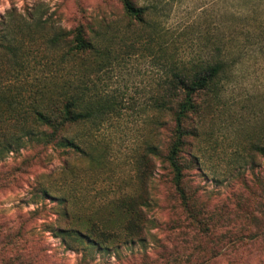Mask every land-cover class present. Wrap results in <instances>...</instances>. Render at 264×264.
Masks as SVG:
<instances>
[{"label":"rangeland","instance_id":"1","mask_svg":"<svg viewBox=\"0 0 264 264\" xmlns=\"http://www.w3.org/2000/svg\"><path fill=\"white\" fill-rule=\"evenodd\" d=\"M132 1L145 23L121 0H0V29L6 11L17 13L8 32L22 42V83L55 69L50 27L90 23L99 51L69 70L90 103L111 107L101 123L71 127L78 149L30 143L0 155V264H264V156L249 158L253 142L264 145V0ZM215 44L232 71L218 109L185 118L182 199L167 161L173 121L153 103L172 58ZM128 194L141 196V241L66 245L60 229L124 225Z\"/></svg>","mask_w":264,"mask_h":264},{"label":"trees","instance_id":"2","mask_svg":"<svg viewBox=\"0 0 264 264\" xmlns=\"http://www.w3.org/2000/svg\"><path fill=\"white\" fill-rule=\"evenodd\" d=\"M121 2L128 17L137 23L146 22L145 6H137L132 0ZM15 15L17 13L13 9L6 11L0 29V52L6 56V61L0 67V155L11 151V147L19 149L30 143L42 147L78 149L82 146L70 134L71 127L83 122L101 123L111 108L104 103H90L83 88V76L69 70V67L72 69L81 63L89 53L99 51L98 45L87 33L88 29L93 33L95 29L90 23L79 24L70 31L50 27V41L57 56L55 69L43 70L40 75L30 80L24 79L22 83V42L16 43L14 38H9L8 32ZM19 17L22 19V14ZM47 22L45 20L42 24ZM238 46L240 50L243 48L241 44ZM231 71L230 60L223 48L216 44L205 55L189 56L186 61L172 58L165 97L163 101L156 99L153 103L156 110L168 111L173 121V140L167 161L173 173L174 188L182 199L185 197L182 185L184 137L192 134L185 126V118L189 114L199 113L204 107L218 109L223 97V80L229 78ZM34 78L39 79L38 83H34ZM33 90L35 94L29 95ZM249 151L253 164L256 154L264 156V145L253 142ZM251 174L254 179L257 177L256 173ZM140 202L141 196L138 195L128 194L121 198L127 217L124 225L116 230L93 223L85 228L60 229L59 233L68 246L74 242L83 246L87 243L86 247L92 244L98 248H108L114 244L141 241L143 235L139 222L144 215L137 209ZM65 217L69 220L78 218L71 211L66 212Z\"/></svg>","mask_w":264,"mask_h":264}]
</instances>
